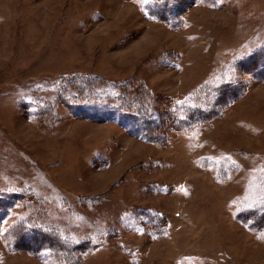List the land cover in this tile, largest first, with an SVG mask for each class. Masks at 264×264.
I'll return each instance as SVG.
<instances>
[{
  "label": "rangeland",
  "instance_id": "374dc122",
  "mask_svg": "<svg viewBox=\"0 0 264 264\" xmlns=\"http://www.w3.org/2000/svg\"><path fill=\"white\" fill-rule=\"evenodd\" d=\"M144 2L0 0V191L36 204L0 217V264H57L9 248L5 229L18 217L92 233L99 245L78 264H264V231L234 215L264 196L254 197L264 177V77L241 72L242 93L202 127L167 131L163 144L110 118L76 117L60 100L50 121L28 114L71 75L125 80L170 112L264 51V0H192L176 28L149 18Z\"/></svg>",
  "mask_w": 264,
  "mask_h": 264
},
{
  "label": "trees",
  "instance_id": "16d2710c",
  "mask_svg": "<svg viewBox=\"0 0 264 264\" xmlns=\"http://www.w3.org/2000/svg\"><path fill=\"white\" fill-rule=\"evenodd\" d=\"M192 0H145L143 9L146 15L168 27H179L182 16ZM242 59V60H241ZM234 61L240 72L219 80L202 83L183 97L174 100L172 111L159 113L155 109L153 95L143 87L136 88L126 84L95 77L71 75L61 80L57 86L54 101L42 107L33 108L30 113L37 120H48L56 117L55 101L60 100L72 115L95 121L108 118L123 125L128 133L140 141L151 144H163L167 131H194L213 119L218 112L233 100V96L242 93L247 85L246 76L264 77V51L253 52L249 56ZM241 60V61H240ZM259 66V67H258ZM257 68L254 70V68ZM261 67L263 70H261ZM126 84L125 89L123 86ZM131 86V87H130ZM130 88V89H129ZM108 113L109 117L104 116ZM264 173V170L262 171ZM260 190L254 197L264 195V177L258 176ZM253 181L251 182V186ZM29 195L3 190L0 191V217L9 212L11 206L18 202L36 205ZM34 202V203H33ZM241 202L235 211V217L254 231H264V196L252 205L258 212L244 208ZM35 207V206H34ZM154 222L162 221V216L148 214ZM92 233L76 234L67 231L55 223H41L18 217L5 229V237L12 251L25 250L36 259L51 258L57 264H78L81 257L94 250L99 240Z\"/></svg>",
  "mask_w": 264,
  "mask_h": 264
}]
</instances>
